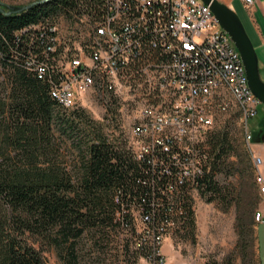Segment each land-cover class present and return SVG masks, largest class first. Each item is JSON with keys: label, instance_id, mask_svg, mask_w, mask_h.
<instances>
[{"label": "trees", "instance_id": "1", "mask_svg": "<svg viewBox=\"0 0 264 264\" xmlns=\"http://www.w3.org/2000/svg\"><path fill=\"white\" fill-rule=\"evenodd\" d=\"M0 3L8 12V5ZM103 10V0H49L10 15L0 10V264H46L44 248H53L63 264H81L89 257L84 241L91 242L90 254L104 255L113 234L123 233L134 235L135 250L128 251L124 238L122 252L127 261L137 264L141 255L150 254V248L145 241L143 249H136L141 241L131 210L141 212L148 229H163L168 235L179 229L191 233L195 228L191 189L207 202L227 207L235 202L236 192L215 176L232 168L227 164L229 157L235 155L242 173L252 176L248 151L237 149L227 131L208 137L209 148L199 157L201 175L181 185L180 164L189 156L176 150L156 151L138 161L126 142L110 141L83 111L69 112L59 106L52 94L58 80L49 72L43 56L48 44L41 36L59 16L87 13L95 17ZM137 34L135 40L144 49L140 66L156 58V53L150 39ZM108 110L112 117L117 114L112 104ZM66 141L77 150L71 169L64 155ZM255 194L252 184L248 200L236 201L242 251L248 247L241 240L244 230L256 232ZM243 219L249 220L247 226ZM122 225L127 226L126 233ZM254 240L259 264L256 235Z\"/></svg>", "mask_w": 264, "mask_h": 264}, {"label": "built area", "instance_id": "2", "mask_svg": "<svg viewBox=\"0 0 264 264\" xmlns=\"http://www.w3.org/2000/svg\"><path fill=\"white\" fill-rule=\"evenodd\" d=\"M243 3L253 6L252 0ZM103 8L99 16L69 17L73 26L63 40L56 24L41 36L48 44L43 56L49 72L58 80L52 93L59 97V106L70 111L89 92L98 94L106 106L137 95L139 105L128 118L127 149L138 161L156 151L176 150L189 156L180 164L178 182L184 185L201 175L199 157L207 150L205 137L215 111L226 112L235 104L264 192L263 160L250 146L252 134L247 126L257 116L260 102L248 87L239 52L229 35L219 30L209 6L201 0H103ZM140 32L142 39H150L156 58L137 66L144 56L141 42L135 40ZM39 71L45 69L39 66ZM193 193L195 188L190 190ZM130 214L141 241L136 249H143L145 241L150 248V254L138 261L171 264L163 253L170 236L167 231L148 229L139 211ZM254 216L256 225L264 224L262 212ZM122 230L126 233L127 226L122 225ZM133 237L124 238L131 244Z\"/></svg>", "mask_w": 264, "mask_h": 264}, {"label": "rangeland", "instance_id": "3", "mask_svg": "<svg viewBox=\"0 0 264 264\" xmlns=\"http://www.w3.org/2000/svg\"><path fill=\"white\" fill-rule=\"evenodd\" d=\"M8 5L10 9L21 8L42 0H1ZM223 3L225 0H218ZM234 12L242 22L246 34L248 35L253 48L258 58V69L261 81L264 83V46H260L255 31L251 28L247 21L249 10L246 9L242 0H230ZM253 7L256 11V22L260 26L264 18V0H252ZM59 29L60 38L63 40L68 34L69 27L73 26L71 19L64 16H59L55 21ZM85 36V33L82 32ZM230 98V96L228 95ZM137 95L126 99L115 100L106 106L101 101L98 94L89 92L85 95L71 111H83L85 116L95 125L102 128L103 133L110 141L114 139L125 142L129 135V120L128 118L133 113V110L139 105ZM116 106L117 114L112 117L108 110L110 105ZM109 121L106 122V121ZM112 121V122H111ZM248 130L252 134L250 146L263 160L261 172L264 173V105L259 104L257 108V116L248 121ZM227 131L232 139L233 145L237 149H245L249 153L248 145L243 139V123L241 112L235 104H232L226 112L215 111L214 123L212 128L207 132L205 137V147L209 148L208 137L214 133ZM67 143V144H66ZM64 150L66 161L69 168L77 161V150L70 146L71 143L66 141ZM68 147V148H67ZM239 151V150H238ZM227 164L232 168L223 174H217L215 180L221 185L236 192V200L231 206H223L217 202H207L199 193H193L190 196L191 207L194 218V230L187 233L185 230L179 229L174 231L164 242L163 253L171 264H258L255 235L257 236L259 264H264V224H258L256 232L251 234L244 230L241 240L248 246L242 251L238 248L239 234L236 228L239 200H248V195L251 190V185L256 187V196L254 197L255 208L254 214L260 211L264 215V198L261 197L259 189L255 183L257 169L253 168L252 176L249 177L242 173V165L238 163V158L235 155L230 156ZM234 164V165H233ZM71 169V168H70ZM238 201V203H236ZM245 226L249 224L248 219H243ZM255 223V221H254ZM256 225V224H255ZM240 232V231H239ZM127 234L115 236L113 234L112 241L109 243L107 254H99V252L89 253L91 246L90 241H84V253L89 254L81 264H131L127 261L122 252L124 237ZM254 240V241H253ZM128 251H133L132 245L128 242ZM252 246V248H251ZM43 256L46 264H63L60 261L56 251L53 248H44ZM137 264H144L137 260Z\"/></svg>", "mask_w": 264, "mask_h": 264}, {"label": "water", "instance_id": "4", "mask_svg": "<svg viewBox=\"0 0 264 264\" xmlns=\"http://www.w3.org/2000/svg\"><path fill=\"white\" fill-rule=\"evenodd\" d=\"M49 0H42L31 5L9 9L8 12H1L6 15L20 14L40 2H47ZM206 6H209L211 12L217 19L220 27L229 35L235 48L240 54L242 64L244 66L248 87L252 94L258 101L264 105V83L261 81L258 69V58L253 45L246 34L244 26L236 13L218 0H201Z\"/></svg>", "mask_w": 264, "mask_h": 264}, {"label": "crops", "instance_id": "5", "mask_svg": "<svg viewBox=\"0 0 264 264\" xmlns=\"http://www.w3.org/2000/svg\"><path fill=\"white\" fill-rule=\"evenodd\" d=\"M242 2H243V0H242ZM223 4H225L226 6H228L229 8H231L234 11V7H233L230 0H225L223 2ZM245 7L247 10H249V14L247 16V21L249 22L251 28L255 31V34L257 36V39L259 41L260 46L263 47L264 46V21L261 22V24L259 26L256 22V16H255L257 13H256L255 9L252 8L253 6L250 8H248L247 6H245ZM263 15H264V13H263ZM263 20H264V18H263ZM261 173L264 177L263 171Z\"/></svg>", "mask_w": 264, "mask_h": 264}, {"label": "bare ground", "instance_id": "6", "mask_svg": "<svg viewBox=\"0 0 264 264\" xmlns=\"http://www.w3.org/2000/svg\"><path fill=\"white\" fill-rule=\"evenodd\" d=\"M219 30H223V29L220 27V25H219ZM52 94H53L55 100L59 103V97L56 96L55 93H52ZM245 142H246V144H247V140H245ZM252 161H253V165H254V167L257 169V164H255L254 160H252ZM255 183H256V185H257V187H258V189H259V193H260L261 197L264 198V192H261V185H259V184H260V175H259V172H257V174H256V181H255ZM254 221H255V223H256V216H254Z\"/></svg>", "mask_w": 264, "mask_h": 264}]
</instances>
